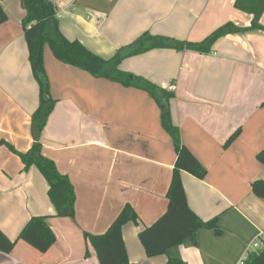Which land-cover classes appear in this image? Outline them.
<instances>
[{"label": "crops", "instance_id": "crops-1", "mask_svg": "<svg viewBox=\"0 0 264 264\" xmlns=\"http://www.w3.org/2000/svg\"><path fill=\"white\" fill-rule=\"evenodd\" d=\"M59 30L108 60L143 33L200 43L231 22L251 25L235 0H48ZM0 25V231L14 240L33 216H48L56 242L39 253L16 243L0 264H99L83 234H103L130 205L137 224L122 227L129 264H238L264 240V200L251 184L264 180V31L218 39L209 52L153 49L124 59L118 69L167 91L168 109L182 144L206 169L199 180L181 173L191 211L206 222L218 217L221 235L201 229L166 254L147 257L138 234L167 209L176 153L161 124L160 107L144 90L125 87L57 60L48 46L43 63L55 106L41 134L42 153L74 190V218L56 217L47 184L17 153L32 145L31 116L39 88L28 60L21 0H1ZM259 24L264 28V12ZM168 92V91H167ZM239 130L227 147V140Z\"/></svg>", "mask_w": 264, "mask_h": 264}, {"label": "trees", "instance_id": "trees-1", "mask_svg": "<svg viewBox=\"0 0 264 264\" xmlns=\"http://www.w3.org/2000/svg\"><path fill=\"white\" fill-rule=\"evenodd\" d=\"M21 3L25 10L22 27L31 72L39 88V103L31 116L30 132L33 140L31 148L26 153H17L11 146L7 147L20 158L24 171L30 167H35L39 171L47 184V196L55 209L56 217L74 218L75 194L69 178L59 173L54 162L42 153L41 134L55 106V101L49 94V83L43 63L45 46L49 47L53 56L60 62L79 68L94 78L107 79L125 87L144 90L160 107L161 124L171 137L176 160L166 194L168 204L165 213L153 225L144 228L138 234L146 256L164 255L169 249L187 240L194 244L195 235L201 229L212 230L216 235H221L218 217L204 222L188 206L181 173H187L202 180L207 172L189 149L182 144L179 130L171 122L168 103L173 93L158 88L144 79L121 72L118 67L124 59L153 49L209 52L211 46L226 35L252 30L264 31L259 24V19L264 12V0H235L234 7L237 10L252 16L251 25L247 28H240L228 22L200 43H188L143 33L134 42L116 51L108 60L93 55L78 42L68 41L59 30L56 8L48 0H21ZM6 21L7 17L0 6V25ZM261 106L264 107V101ZM238 135L239 130L227 140L225 147ZM258 160L264 165L263 153L258 155ZM251 192L255 197L264 200V180L253 182ZM48 219V216L31 217L14 240H9L0 231V252L12 253L16 243L22 241L39 253H46L56 242V237L47 222ZM129 222L137 224L138 216L135 210L126 204L103 234H83L85 241L96 252L99 264H129L122 237V227ZM165 264L183 263L179 259L169 258ZM243 264H264V240L259 249L247 252Z\"/></svg>", "mask_w": 264, "mask_h": 264}, {"label": "built area", "instance_id": "built-area-1", "mask_svg": "<svg viewBox=\"0 0 264 264\" xmlns=\"http://www.w3.org/2000/svg\"><path fill=\"white\" fill-rule=\"evenodd\" d=\"M175 87L173 85H170L168 88H167V91L170 92V93H173ZM261 246V242H255L251 245V248L249 251H253L257 248H259ZM243 261H244V258L240 260V262L238 264H243Z\"/></svg>", "mask_w": 264, "mask_h": 264}, {"label": "rangeland", "instance_id": "rangeland-1", "mask_svg": "<svg viewBox=\"0 0 264 264\" xmlns=\"http://www.w3.org/2000/svg\"><path fill=\"white\" fill-rule=\"evenodd\" d=\"M260 248V247H259ZM259 248H257V249H259ZM257 249H255V250H257Z\"/></svg>", "mask_w": 264, "mask_h": 264}]
</instances>
